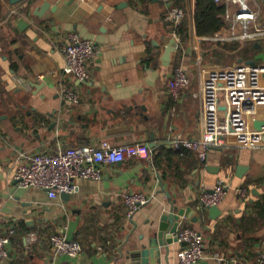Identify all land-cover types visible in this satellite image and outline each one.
<instances>
[{"label": "crops", "instance_id": "obj_1", "mask_svg": "<svg viewBox=\"0 0 264 264\" xmlns=\"http://www.w3.org/2000/svg\"><path fill=\"white\" fill-rule=\"evenodd\" d=\"M181 5L186 40L177 42L159 0H0V237L9 238L1 264H173L183 227L202 234L198 264H256L264 250V146L243 148L231 140L210 149L205 161L172 148L175 140L201 137L202 71L239 61L222 48L229 43L210 40L222 27L196 35L195 0ZM71 32L98 51L87 64V82L62 74L59 45ZM178 67L190 84L173 96L168 81ZM63 87L76 92L78 103L63 99ZM259 116L262 122L263 110ZM103 140L145 143L150 156L104 166L100 181L81 180L74 193L53 200L14 179L34 155ZM219 181L227 193L210 214L197 197ZM135 192L151 199L128 218L123 198ZM31 234L39 240L31 243ZM52 234L79 241L81 253L60 254L49 243Z\"/></svg>", "mask_w": 264, "mask_h": 264}, {"label": "built area", "instance_id": "obj_2", "mask_svg": "<svg viewBox=\"0 0 264 264\" xmlns=\"http://www.w3.org/2000/svg\"><path fill=\"white\" fill-rule=\"evenodd\" d=\"M167 5L165 20L173 29V40L180 42L181 27L186 19L185 10L175 4L176 0H159ZM222 6L220 18L224 25L211 36L215 43L264 42V0H212ZM63 57L62 74L80 82L91 78L88 62L97 55L95 44L81 39L76 33H68L66 42L59 45ZM262 49V48H261ZM253 59L235 62L230 66L202 71L198 97L201 100L199 126L201 137L198 139L181 138L175 140L172 148L175 152L190 151L200 161H205L212 148H220L231 140L236 146L257 148L264 146V124L260 129L254 123L260 121L259 112L264 111V61ZM264 53V52H263ZM253 61L252 64L247 63ZM190 84V78L182 67L174 70L168 81L169 91L178 96ZM61 96L66 102L76 104L79 97L71 88L63 87ZM264 123V119H262ZM150 150L145 143L113 146L101 141L95 146L59 149L53 153L37 154L25 164L17 167L14 179L21 188L44 190L48 199L58 195L72 194L77 190V182L102 178V167L122 163L130 158L148 159ZM227 185L217 182L211 190L202 189L198 194L200 206L210 208L218 206L227 193ZM240 198L247 196V190H238ZM151 197L143 192L128 193L123 201L126 216L130 218ZM31 243L39 240L37 234L30 235ZM49 243L60 254L77 257L82 246L79 241L66 235L52 234ZM177 241L183 246L176 254L173 264H198L204 259V242L199 230L183 227L177 234ZM7 236L0 237V264L7 257ZM217 261L220 257L216 256ZM256 264H264V250L256 259Z\"/></svg>", "mask_w": 264, "mask_h": 264}, {"label": "trees", "instance_id": "obj_3", "mask_svg": "<svg viewBox=\"0 0 264 264\" xmlns=\"http://www.w3.org/2000/svg\"><path fill=\"white\" fill-rule=\"evenodd\" d=\"M195 3L194 28L198 37L212 35L224 25L223 20L220 18V15L223 12L222 6L216 5L212 0H195ZM175 4L182 7V0H177ZM183 27L184 23L181 27V33L183 40L185 41L186 30H184ZM260 47L264 50V42L260 44ZM222 48L228 53L236 52V56L234 57H237L241 61L251 59L256 51L253 44L240 45L229 43L224 44ZM231 59V61H233L232 56Z\"/></svg>", "mask_w": 264, "mask_h": 264}, {"label": "water", "instance_id": "obj_4", "mask_svg": "<svg viewBox=\"0 0 264 264\" xmlns=\"http://www.w3.org/2000/svg\"><path fill=\"white\" fill-rule=\"evenodd\" d=\"M22 1H24V0H8V2H9L10 4H12V5L17 4V3H19V2H22ZM47 6H48V3L45 2V3L43 4V6L40 8L41 13L47 8ZM39 15H40V14H39ZM254 48H255L256 51L259 50V49H261L260 44H259V43H255V44H254ZM255 60H262V61H264V53H263V52H259V53L255 56ZM239 62H241V60H239ZM247 63L252 64L253 61H248ZM263 124H264L263 122H259V121H257V122L254 123V127H255L256 129H260V127H261ZM60 195L64 196V193H62V194H60ZM208 209H209L210 214H213V213H214V214H217V211H218L217 207H210V208H208ZM169 222H170L171 224H173V222H174V215H173V213H171L170 216H169ZM158 237H159V236H158V234L156 233L155 236H154V238L157 240ZM151 241H153V240H151ZM168 244H169V241L167 240V238L162 237V238H161V245H162V247L164 248L166 255H168V253H169V245H168ZM155 253H157V252H155Z\"/></svg>", "mask_w": 264, "mask_h": 264}, {"label": "rangeland", "instance_id": "obj_5", "mask_svg": "<svg viewBox=\"0 0 264 264\" xmlns=\"http://www.w3.org/2000/svg\"><path fill=\"white\" fill-rule=\"evenodd\" d=\"M225 61L227 60V59H224ZM228 61H226V63H227ZM231 63V61L229 62V63H227V64H230Z\"/></svg>", "mask_w": 264, "mask_h": 264}]
</instances>
